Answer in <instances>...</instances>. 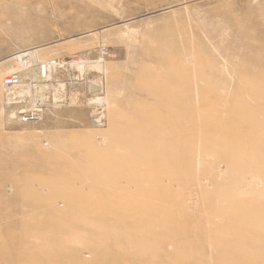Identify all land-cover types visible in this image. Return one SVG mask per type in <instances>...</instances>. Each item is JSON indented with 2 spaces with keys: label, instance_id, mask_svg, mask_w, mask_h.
I'll return each mask as SVG.
<instances>
[{
  "label": "rangeland",
  "instance_id": "374dc122",
  "mask_svg": "<svg viewBox=\"0 0 264 264\" xmlns=\"http://www.w3.org/2000/svg\"><path fill=\"white\" fill-rule=\"evenodd\" d=\"M0 264H264V0H0Z\"/></svg>",
  "mask_w": 264,
  "mask_h": 264
},
{
  "label": "built area",
  "instance_id": "2783aa9c",
  "mask_svg": "<svg viewBox=\"0 0 264 264\" xmlns=\"http://www.w3.org/2000/svg\"><path fill=\"white\" fill-rule=\"evenodd\" d=\"M20 75L18 74V73H13V74H11V75H9V76H7L6 78H5V85L7 86V87H12V86H15L16 84H18V82L20 81ZM35 118V116H34V114L32 113V114H28V115H26L24 118H23V120L24 121H28V120H31V119H34Z\"/></svg>",
  "mask_w": 264,
  "mask_h": 264
},
{
  "label": "bare ground",
  "instance_id": "6f19581e",
  "mask_svg": "<svg viewBox=\"0 0 264 264\" xmlns=\"http://www.w3.org/2000/svg\"><path fill=\"white\" fill-rule=\"evenodd\" d=\"M54 66V65H53ZM7 95V94H6ZM14 96V95H13ZM11 99V98H10Z\"/></svg>",
  "mask_w": 264,
  "mask_h": 264
}]
</instances>
